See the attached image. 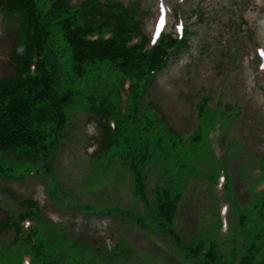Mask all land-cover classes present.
Segmentation results:
<instances>
[{"label": "rangeland", "instance_id": "obj_1", "mask_svg": "<svg viewBox=\"0 0 264 264\" xmlns=\"http://www.w3.org/2000/svg\"><path fill=\"white\" fill-rule=\"evenodd\" d=\"M100 1L98 10L104 11L107 4ZM120 2L138 7L142 27L124 13L91 14L90 21H107V29L128 33L138 27L143 36L156 38L157 32L176 33L180 16L188 45L134 100L122 98L120 91L124 81L135 84L138 76L124 74L110 61L71 80L69 49L56 34L59 72L77 99L66 108L67 120L49 161L39 155L20 162L5 155L0 264L29 262L30 254L14 245L28 232L17 233L13 224L28 207L36 211L38 220L31 217V222L45 258L59 264H238L252 242L259 248V263L264 260V60L258 50L264 49V0ZM19 24V16L8 20L0 13L2 81L15 74L11 51ZM91 105L100 112L120 109V124L131 119L130 146L125 142L122 148L103 150L102 119L89 110ZM147 144L153 157L141 167L146 202L135 192L126 153H143ZM159 190L181 196L175 227L189 247L202 241L208 251L214 240L222 259L194 257L165 233ZM86 206L117 210L96 213ZM224 218L227 223H221Z\"/></svg>", "mask_w": 264, "mask_h": 264}, {"label": "trees", "instance_id": "obj_2", "mask_svg": "<svg viewBox=\"0 0 264 264\" xmlns=\"http://www.w3.org/2000/svg\"><path fill=\"white\" fill-rule=\"evenodd\" d=\"M48 1L0 0V9L9 16L19 14L23 23L13 52L16 76L0 81V157L6 153H23L24 149L46 148L47 130L43 126L52 121L50 118L47 122L46 113L54 110L55 123L60 127L59 123L65 120V106L74 101L72 90H62L56 85L59 55L54 35L57 32L63 35L70 48L73 68L78 74H83L87 65L110 60L123 72L142 77L163 68L172 51L170 48L175 46L176 41L164 37L160 44L145 50V41L137 43L139 40L135 42L131 33L121 30L107 39L101 35L92 39L89 35L95 34L96 28L91 26L87 13L96 7V2L86 1L72 8L68 0H52L47 7ZM104 130L105 148L119 142V132H113L108 122ZM149 157V153L127 152L136 190L143 198L145 177L141 167ZM2 170L0 162V172ZM179 198L158 191L161 226L174 236L173 223ZM250 250L246 259L251 260V264L256 250L255 247Z\"/></svg>", "mask_w": 264, "mask_h": 264}, {"label": "snow or ice", "instance_id": "obj_3", "mask_svg": "<svg viewBox=\"0 0 264 264\" xmlns=\"http://www.w3.org/2000/svg\"><path fill=\"white\" fill-rule=\"evenodd\" d=\"M157 35H158V32H157ZM153 42H155V39H153ZM260 53H261L262 56H264V49L260 50ZM26 264H27V262H26Z\"/></svg>", "mask_w": 264, "mask_h": 264}]
</instances>
